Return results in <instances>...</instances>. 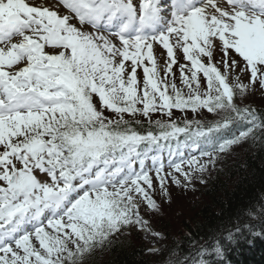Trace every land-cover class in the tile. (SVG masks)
Listing matches in <instances>:
<instances>
[{
	"label": "snow or ice",
	"instance_id": "obj_1",
	"mask_svg": "<svg viewBox=\"0 0 264 264\" xmlns=\"http://www.w3.org/2000/svg\"><path fill=\"white\" fill-rule=\"evenodd\" d=\"M256 94L264 0H0V264H88L133 232L161 253L172 189L264 145ZM229 224L162 264H231L264 199Z\"/></svg>",
	"mask_w": 264,
	"mask_h": 264
},
{
	"label": "trees",
	"instance_id": "obj_2",
	"mask_svg": "<svg viewBox=\"0 0 264 264\" xmlns=\"http://www.w3.org/2000/svg\"><path fill=\"white\" fill-rule=\"evenodd\" d=\"M257 101L249 103L264 109V97ZM206 180L197 183L195 191H172L173 202L165 206L155 225L165 237L161 253H148L141 233L133 232L116 239L107 250L97 251L88 264H162L168 249L179 245L187 250L193 240L203 242L209 233L230 227L229 221L235 222L238 213L264 199V145L234 149ZM230 247L231 264H264V236H248Z\"/></svg>",
	"mask_w": 264,
	"mask_h": 264
},
{
	"label": "rangeland",
	"instance_id": "obj_3",
	"mask_svg": "<svg viewBox=\"0 0 264 264\" xmlns=\"http://www.w3.org/2000/svg\"><path fill=\"white\" fill-rule=\"evenodd\" d=\"M255 96H256L257 98H258V97H261L260 94H256ZM141 236H142V238H143V241L146 243L147 247H148V248L152 247V245H153V241L151 240V238H147V239H146L143 233H141ZM163 243H164V239L160 240L159 243H158L156 246L159 247V248H161L162 245H163ZM161 249H162V248H161Z\"/></svg>",
	"mask_w": 264,
	"mask_h": 264
}]
</instances>
